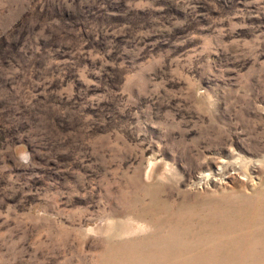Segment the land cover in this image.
<instances>
[{
  "label": "rangeland",
  "instance_id": "obj_1",
  "mask_svg": "<svg viewBox=\"0 0 264 264\" xmlns=\"http://www.w3.org/2000/svg\"><path fill=\"white\" fill-rule=\"evenodd\" d=\"M243 262L264 0H0V264Z\"/></svg>",
  "mask_w": 264,
  "mask_h": 264
},
{
  "label": "bare ground",
  "instance_id": "obj_2",
  "mask_svg": "<svg viewBox=\"0 0 264 264\" xmlns=\"http://www.w3.org/2000/svg\"><path fill=\"white\" fill-rule=\"evenodd\" d=\"M218 163H221V160H218ZM151 170V169H150ZM234 172V171H233ZM231 176V175H230ZM217 182V181H216ZM239 264H246L245 262Z\"/></svg>",
  "mask_w": 264,
  "mask_h": 264
}]
</instances>
